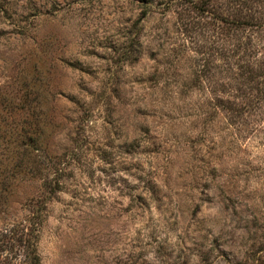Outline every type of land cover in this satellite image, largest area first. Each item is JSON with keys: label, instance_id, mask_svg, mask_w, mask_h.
<instances>
[{"label": "rangeland", "instance_id": "1", "mask_svg": "<svg viewBox=\"0 0 264 264\" xmlns=\"http://www.w3.org/2000/svg\"><path fill=\"white\" fill-rule=\"evenodd\" d=\"M0 264H264V0H0Z\"/></svg>", "mask_w": 264, "mask_h": 264}, {"label": "trees", "instance_id": "2", "mask_svg": "<svg viewBox=\"0 0 264 264\" xmlns=\"http://www.w3.org/2000/svg\"><path fill=\"white\" fill-rule=\"evenodd\" d=\"M254 22H256V20L254 21V20H252V18L250 20H246L245 19L243 21H241V20L240 21L239 20L237 21V23H240V24L242 23L241 25H250V24H252Z\"/></svg>", "mask_w": 264, "mask_h": 264}]
</instances>
